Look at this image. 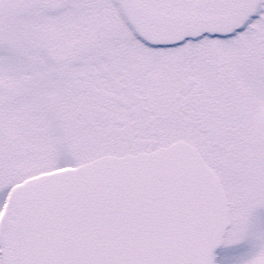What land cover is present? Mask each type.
Segmentation results:
<instances>
[{
	"label": "snow or ice",
	"instance_id": "1",
	"mask_svg": "<svg viewBox=\"0 0 264 264\" xmlns=\"http://www.w3.org/2000/svg\"><path fill=\"white\" fill-rule=\"evenodd\" d=\"M0 264H264V0H0Z\"/></svg>",
	"mask_w": 264,
	"mask_h": 264
}]
</instances>
